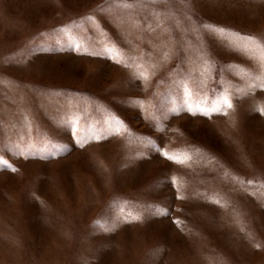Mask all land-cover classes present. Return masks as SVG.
Wrapping results in <instances>:
<instances>
[{
	"label": "rangeland",
	"instance_id": "obj_1",
	"mask_svg": "<svg viewBox=\"0 0 264 264\" xmlns=\"http://www.w3.org/2000/svg\"><path fill=\"white\" fill-rule=\"evenodd\" d=\"M262 42L264 0H0V264H264Z\"/></svg>",
	"mask_w": 264,
	"mask_h": 264
},
{
	"label": "snow or ice",
	"instance_id": "obj_2",
	"mask_svg": "<svg viewBox=\"0 0 264 264\" xmlns=\"http://www.w3.org/2000/svg\"><path fill=\"white\" fill-rule=\"evenodd\" d=\"M122 6H124V7H131L132 5L129 4V3H127V2H125V3H123ZM262 43H264V42H262ZM223 103H224L228 108H231V107H232V104L228 101L227 98L224 99ZM214 110H215V111H219V109H214ZM259 111L264 112V108L259 109ZM13 170H15V169H13ZM134 219H138V217H134Z\"/></svg>",
	"mask_w": 264,
	"mask_h": 264
}]
</instances>
